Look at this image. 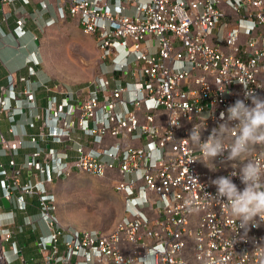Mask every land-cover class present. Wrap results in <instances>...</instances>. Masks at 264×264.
<instances>
[{
	"label": "built area",
	"instance_id": "obj_1",
	"mask_svg": "<svg viewBox=\"0 0 264 264\" xmlns=\"http://www.w3.org/2000/svg\"><path fill=\"white\" fill-rule=\"evenodd\" d=\"M17 1H35L41 17L50 13L45 0L0 4ZM54 9L35 40L60 22L77 21L95 39L100 74L80 92L59 91L62 97L40 82L48 97L39 107L32 79L43 59L31 53L27 74H11L0 86V171L12 201L8 224H0L5 261L3 244L21 252L16 212L26 211V196H37L39 215L25 222L38 233L36 264H264V222L257 217L242 227L212 183L231 177L242 191L243 164L227 161V152L205 164L188 141L198 125L205 142L237 100L252 106L247 95L264 98V0H58ZM26 33L22 19L10 31L17 40ZM0 34L6 35L2 24ZM23 115L26 130L19 131ZM3 120L11 139L1 132ZM23 149L33 152L19 163ZM250 158L264 165V148ZM79 173L119 174L114 189L125 208L112 230L62 224L49 186Z\"/></svg>",
	"mask_w": 264,
	"mask_h": 264
},
{
	"label": "rangeland",
	"instance_id": "obj_2",
	"mask_svg": "<svg viewBox=\"0 0 264 264\" xmlns=\"http://www.w3.org/2000/svg\"><path fill=\"white\" fill-rule=\"evenodd\" d=\"M41 41L44 69L58 84L80 92L100 74L101 54L95 39L84 34L76 21H63L49 28ZM25 152L23 149L21 154ZM117 180H120L117 173L106 178L79 173L51 184L49 191L57 198L56 212L62 224L80 230H112L124 213L123 196L114 189ZM5 221L0 219V224L5 225ZM3 245L6 250L10 248L8 244ZM3 251L0 247L2 258ZM3 261L9 264L8 259Z\"/></svg>",
	"mask_w": 264,
	"mask_h": 264
},
{
	"label": "clouds",
	"instance_id": "obj_3",
	"mask_svg": "<svg viewBox=\"0 0 264 264\" xmlns=\"http://www.w3.org/2000/svg\"><path fill=\"white\" fill-rule=\"evenodd\" d=\"M246 98L251 99L252 106L246 105L243 100L230 105L227 115H220L225 122L212 129L205 142H201L202 128L198 125L192 129L188 140L200 150L202 158L199 160L205 164L224 157L225 152L228 153L227 161L243 164L238 173L244 185L242 191L231 177L222 176L212 181L217 188V197L226 198L224 208L242 227L257 223V217L264 222V165L250 158L257 146L264 148V98L250 95ZM232 167L238 165L233 163Z\"/></svg>",
	"mask_w": 264,
	"mask_h": 264
},
{
	"label": "crops",
	"instance_id": "obj_4",
	"mask_svg": "<svg viewBox=\"0 0 264 264\" xmlns=\"http://www.w3.org/2000/svg\"><path fill=\"white\" fill-rule=\"evenodd\" d=\"M49 3L50 13L44 14L41 17V8L38 3L33 1L29 5H24L22 1H17L14 4H0V24H2V29L6 33L5 36L0 34V86H5L8 84L9 75H14L16 77L24 76L27 74V70L25 69V65L27 62V58L31 53L41 54L43 59V66L40 69V72L37 77L33 78L32 86L36 91V101L39 107H44L47 104L48 92L45 88H38V84L40 82L46 83L54 92L59 93L64 88L74 91L73 88H70L67 85H61L52 80V78L47 74L44 69V54L42 51V41L35 40V37L39 35L38 25H45L46 21H48L55 14V7L58 0H45ZM5 16L8 17L7 23H2L5 19ZM24 21V29L27 31L26 35L21 39H16L12 35H10V31L13 30L17 26V22L19 20ZM69 21V20H68ZM73 21V20H72ZM77 22V21H76ZM78 24V23H77ZM36 41H39V45H36ZM26 85H20L19 89L25 88ZM76 92V91H75ZM53 94V93H52ZM59 97H62V94H58ZM26 118L24 115L19 119L17 129L19 131L26 130ZM11 126L6 121L3 120L1 123V132L7 139H11V135L9 133ZM27 131L30 133H37V130H30L27 128ZM43 146L48 149L49 146L46 144ZM1 149V145H0ZM33 150H27L25 154H21L20 158H18L19 163L23 162L24 156L26 154L32 153ZM5 163H8V158L2 159ZM1 160V161H2ZM30 174H25L22 178L23 183H27L30 178ZM129 177H126L128 179ZM124 199V198H123ZM15 202V201H14ZM15 205V203H14ZM125 208V203H124ZM1 213L0 219H5V224H8L10 219L8 218V210H5L3 206H0ZM150 215H153L152 212H149ZM21 214V213H20ZM73 227V226H71ZM76 228V227H75ZM17 237V236H16ZM38 237V236H37ZM18 244L20 247V254L14 255L10 252V248L7 249V259L9 264H36L41 258L42 255L37 247V243L35 239L30 240V232H26L25 235H18ZM16 239V238H15ZM28 242V244H26ZM10 247V244H8ZM6 249V247H5ZM37 255V256H36ZM194 264V260L191 261ZM96 264V263H90Z\"/></svg>",
	"mask_w": 264,
	"mask_h": 264
},
{
	"label": "trees",
	"instance_id": "obj_5",
	"mask_svg": "<svg viewBox=\"0 0 264 264\" xmlns=\"http://www.w3.org/2000/svg\"><path fill=\"white\" fill-rule=\"evenodd\" d=\"M1 163L3 164V166H7L8 171H11V167H10L9 163L5 164L2 161H1ZM5 170H6V168H5ZM2 181L5 182L6 180H5V176L2 173V171H0V206H2L1 197L4 195L3 193H5V191H6V189L2 187ZM25 201L27 203L26 211L23 213L22 212H16L17 225L23 227V232L21 234H18V235H25L26 232H30V240L34 241L35 239H37L38 233L36 231H33L32 226H25V222H26V217H28V216L33 218V219H36L38 217L39 209H40L39 198L37 196H26ZM18 235H17V237H18ZM17 237H15L16 242H18ZM26 244H28V242Z\"/></svg>",
	"mask_w": 264,
	"mask_h": 264
},
{
	"label": "water",
	"instance_id": "obj_6",
	"mask_svg": "<svg viewBox=\"0 0 264 264\" xmlns=\"http://www.w3.org/2000/svg\"><path fill=\"white\" fill-rule=\"evenodd\" d=\"M36 45H39V41H36ZM0 138H1V134H0ZM8 192H10V190H8ZM1 202L5 210H10L12 208V201L5 195L1 197ZM0 264H2L1 257H0Z\"/></svg>",
	"mask_w": 264,
	"mask_h": 264
},
{
	"label": "bare ground",
	"instance_id": "obj_7",
	"mask_svg": "<svg viewBox=\"0 0 264 264\" xmlns=\"http://www.w3.org/2000/svg\"><path fill=\"white\" fill-rule=\"evenodd\" d=\"M0 257H1V256H0ZM3 259H4V258L1 257V262H2V264H5L4 261H3Z\"/></svg>",
	"mask_w": 264,
	"mask_h": 264
}]
</instances>
